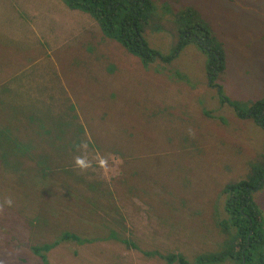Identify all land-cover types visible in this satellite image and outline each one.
I'll use <instances>...</instances> for the list:
<instances>
[{
    "label": "rangeland",
    "instance_id": "rangeland-1",
    "mask_svg": "<svg viewBox=\"0 0 264 264\" xmlns=\"http://www.w3.org/2000/svg\"><path fill=\"white\" fill-rule=\"evenodd\" d=\"M153 2L145 38L163 55H172L178 46L175 27L201 26L190 28L195 42L178 57L145 66L109 38L91 14L69 8L65 0H0V66H5L0 69V92L11 90L9 96L0 95L12 105L39 110L37 123L19 136L24 144L38 145V157L50 155L54 168L53 183L35 181L38 188L32 194L37 199H18L19 213L4 216L17 218L15 222L0 217V264H182L181 259L198 264L201 257L236 246L222 227V202L209 195L219 194L226 182L247 178L264 153V127L239 117L230 105L246 109L264 100V0ZM22 13L27 15L18 26ZM206 26L220 37L226 52L227 69L218 77L217 89L210 84L208 56L196 42ZM10 46L16 47L15 55ZM221 88L229 104L221 100ZM180 117L188 118L183 127L196 123L204 132L210 128L232 148L217 164L213 180L185 185L191 195L177 204L179 211L156 217L136 197L135 184L140 185L129 183L117 152L149 155L151 135L179 140ZM29 166L38 167V161ZM188 166L198 171L197 163ZM15 181L24 183L19 176ZM61 182L73 186V193L79 190L76 200L55 193L68 192ZM91 182L100 187L95 196L87 191ZM117 187L123 191L120 201ZM254 198L264 213V188ZM155 203L153 207L164 209L162 199ZM24 213L38 216L31 228L23 227ZM117 219L123 226H117ZM13 230L19 235L13 236ZM117 230L124 234L117 235ZM72 235L82 243L70 239ZM49 242L53 249L35 253V246ZM219 264L240 263L230 257Z\"/></svg>",
    "mask_w": 264,
    "mask_h": 264
},
{
    "label": "trees",
    "instance_id": "trees-1",
    "mask_svg": "<svg viewBox=\"0 0 264 264\" xmlns=\"http://www.w3.org/2000/svg\"><path fill=\"white\" fill-rule=\"evenodd\" d=\"M65 2L71 9L91 14L100 23L109 38L118 41L132 54L140 57L145 66L154 64L159 60L170 62L178 57L185 47L195 42L193 35L188 33L191 31L190 28L193 30V28L201 26L200 22H195L192 25L175 27L173 33L178 46L175 47L173 54L168 56L152 48L145 38V32L149 28V20L156 8L153 0H65ZM22 7L25 9L26 6ZM187 12L180 15L179 22L187 16ZM23 14L27 15V13L20 15L18 26L23 23L21 20L24 17ZM7 19L6 16L3 21ZM32 21V16H30L28 22ZM201 34L202 37L200 36L196 42L208 56L207 72L211 81L210 84L212 88L217 89L215 83L227 69L226 52L223 44L219 41L220 37H215L209 27L206 26ZM10 50L15 55L16 47L10 46ZM11 57L13 56L11 55ZM4 67L2 65L0 69H4ZM186 82L182 83L184 87H186ZM196 88L198 87L188 88V92H192ZM9 91L11 90L7 87L0 94L6 92L9 96ZM188 92L184 91L183 96L185 98H188L185 96ZM218 93L221 100L229 104L222 88ZM3 97L0 95V217L3 216L5 222H15L17 218H5L4 216L19 213L18 199H37L32 194L33 188H38L37 186L34 187L35 181L44 179L53 183L54 168L49 162L50 155L38 157L34 154V149H37L38 145L33 142L24 144L26 140H22L19 136V131L32 129V124L37 123L35 119H40L36 115L39 110L35 107L34 110L33 107L20 108V106L12 105L10 100H4ZM191 101L196 102V100ZM197 102L202 101L197 100ZM230 105L236 107L239 117L255 120L256 124L264 127V100L255 102L246 109L236 103H230ZM32 110L33 112H31ZM185 115L192 117V113L185 112ZM177 120H179V140L151 135L150 147H153L150 150L152 151L151 154L138 155L117 152L123 159L122 167L123 171H126L125 175H127L129 183L137 181L140 185L137 188L135 184L136 197H139V201L148 206L146 211L155 214L156 217L165 216V213L175 210L179 211L177 204H184L186 194L191 195L190 190L185 185L203 184L208 180H213L218 168L217 164L223 162L226 153L232 148L226 139L217 137L210 131V128L204 132L202 126L196 123L192 124L193 127H183L182 125L187 123L188 118L180 117ZM49 140L51 139L48 138L45 143H42V149H47L46 145L49 144ZM125 142L132 146L131 141ZM52 146L53 142L51 143ZM127 150L130 151V149ZM221 158L223 159L221 160ZM32 161H38V167L29 166ZM189 163H197L199 165L198 171L192 166H188ZM252 166L251 174L247 178L236 182H226L222 191H218L219 194L212 192L209 195V197L217 195L218 200L222 202L226 213L225 218L221 221L222 227L228 236L233 238V243L236 246L210 257H201L198 264H219L230 257L238 260L240 264H243L244 260L246 264H264V213L254 198V194L264 188V153L253 162ZM129 174L133 177L130 178ZM16 176H19L24 183L15 184ZM51 185L46 190L49 191ZM60 187L66 188L68 192L64 194L56 189L57 195L62 196L63 199L68 196V201L71 200V202L76 200L79 195L77 188L74 189L76 195L70 190L73 186L68 184L66 186L61 182ZM98 188L100 187H98L97 182H91L88 184L87 191L95 196L99 192ZM122 192L117 187V201L122 200ZM137 192H143L146 198L143 197V200ZM194 192L199 193L200 190L197 191L195 188ZM41 195L44 196L45 194L42 193ZM157 199L163 200L164 209L158 210L152 206L156 204L155 200ZM119 215L121 213L117 210V217ZM0 220L3 219L0 218ZM35 220H38V216H29L28 213L22 215L25 229L31 228ZM123 224V220L117 219V226H123ZM123 232V230H117V235H122ZM12 235L18 236L19 233L13 230ZM70 239L82 243L76 235H72ZM54 247L55 245L49 242L46 245L35 246L34 251L36 254H42L49 252ZM43 258L45 257L43 256ZM181 263L187 264L183 259H181Z\"/></svg>",
    "mask_w": 264,
    "mask_h": 264
},
{
    "label": "water",
    "instance_id": "water-1",
    "mask_svg": "<svg viewBox=\"0 0 264 264\" xmlns=\"http://www.w3.org/2000/svg\"><path fill=\"white\" fill-rule=\"evenodd\" d=\"M243 264H246V261L244 260V263Z\"/></svg>",
    "mask_w": 264,
    "mask_h": 264
}]
</instances>
